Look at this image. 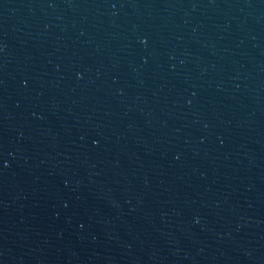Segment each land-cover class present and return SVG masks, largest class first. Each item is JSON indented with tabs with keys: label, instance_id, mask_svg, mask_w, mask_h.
Masks as SVG:
<instances>
[{
	"label": "water",
	"instance_id": "water-1",
	"mask_svg": "<svg viewBox=\"0 0 264 264\" xmlns=\"http://www.w3.org/2000/svg\"><path fill=\"white\" fill-rule=\"evenodd\" d=\"M0 264H264V0H0Z\"/></svg>",
	"mask_w": 264,
	"mask_h": 264
}]
</instances>
